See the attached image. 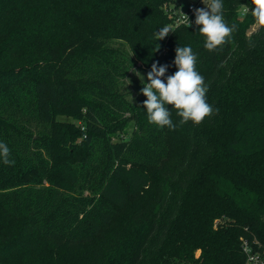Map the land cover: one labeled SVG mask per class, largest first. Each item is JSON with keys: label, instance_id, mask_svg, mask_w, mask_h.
<instances>
[{"label": "trees", "instance_id": "obj_1", "mask_svg": "<svg viewBox=\"0 0 264 264\" xmlns=\"http://www.w3.org/2000/svg\"><path fill=\"white\" fill-rule=\"evenodd\" d=\"M170 2L0 0V264H245L264 243V27L222 0L236 30L208 51ZM179 46L213 113L179 125L167 105L161 129L144 72L166 83Z\"/></svg>", "mask_w": 264, "mask_h": 264}, {"label": "clouds", "instance_id": "obj_2", "mask_svg": "<svg viewBox=\"0 0 264 264\" xmlns=\"http://www.w3.org/2000/svg\"><path fill=\"white\" fill-rule=\"evenodd\" d=\"M206 8L195 10V24L199 33L205 38L204 47L208 51H215L225 44L236 30L229 26L223 15L222 0H203ZM253 5L251 15L257 27H264V0H251ZM189 24L188 17L185 16ZM172 31L164 26L155 33L156 40L164 39ZM158 50V48L156 49ZM174 65L178 69L173 75L167 76V82L161 78L165 76L167 65L157 67L153 63L151 71L147 73L148 83L144 84L141 93L147 97L143 101L146 108L148 122L158 128L167 127L175 130L179 125L189 121L200 124L206 117L212 115L213 108L206 101L207 87L204 77L196 70L197 56L191 46H179L175 49ZM143 78V77H142ZM143 82V80H142ZM167 105H172L181 118L179 125L174 124ZM10 149L0 142V159L5 165H13L9 159Z\"/></svg>", "mask_w": 264, "mask_h": 264}, {"label": "built area", "instance_id": "obj_3", "mask_svg": "<svg viewBox=\"0 0 264 264\" xmlns=\"http://www.w3.org/2000/svg\"><path fill=\"white\" fill-rule=\"evenodd\" d=\"M206 7L203 0H190L186 7H182L179 3L177 8H172L170 11L168 9L173 17V24L170 28L180 24H188L185 16L188 17L190 23L195 18V10ZM243 250L246 254L245 264H264V243L256 241L253 245L246 239L243 241Z\"/></svg>", "mask_w": 264, "mask_h": 264}, {"label": "rangeland", "instance_id": "obj_4", "mask_svg": "<svg viewBox=\"0 0 264 264\" xmlns=\"http://www.w3.org/2000/svg\"><path fill=\"white\" fill-rule=\"evenodd\" d=\"M189 1H190V0H179V3H181L182 7H186L187 4L189 3ZM174 3H175V2H170L169 4H170V5L173 4L172 7H173V8H177V7H178V4H177V3L174 4ZM172 24H173V21L169 23L170 26H171ZM146 75H147V72H144V78H145ZM142 76H143V75H141V79H142ZM136 95H137V91L134 90L133 95L131 96V98L134 99V100H136ZM197 253H198V252H197ZM198 254H199V253H198Z\"/></svg>", "mask_w": 264, "mask_h": 264}, {"label": "water", "instance_id": "obj_5", "mask_svg": "<svg viewBox=\"0 0 264 264\" xmlns=\"http://www.w3.org/2000/svg\"><path fill=\"white\" fill-rule=\"evenodd\" d=\"M198 253H199V251H198Z\"/></svg>", "mask_w": 264, "mask_h": 264}]
</instances>
